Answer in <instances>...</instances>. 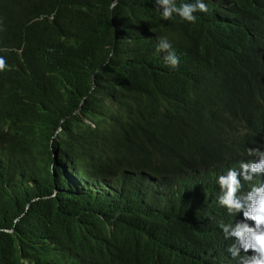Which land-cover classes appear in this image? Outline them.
<instances>
[{"label":"trees","instance_id":"16d2710c","mask_svg":"<svg viewBox=\"0 0 264 264\" xmlns=\"http://www.w3.org/2000/svg\"><path fill=\"white\" fill-rule=\"evenodd\" d=\"M203 2L189 23L156 0H0V264H192L215 249L176 200L164 219L139 207L264 132V0ZM123 215L142 232L126 250L101 231Z\"/></svg>","mask_w":264,"mask_h":264},{"label":"clouds","instance_id":"9594fccd","mask_svg":"<svg viewBox=\"0 0 264 264\" xmlns=\"http://www.w3.org/2000/svg\"><path fill=\"white\" fill-rule=\"evenodd\" d=\"M156 4L162 9L164 20H171L175 13L182 21L195 23L194 13L208 12L203 0L179 7L174 0H156ZM110 7L114 9L116 3ZM157 51L166 53L168 66L179 65V57L166 38L159 41ZM8 67L0 56V72ZM255 144L257 147L247 148L242 158L220 170L200 172V167H194L165 176L159 192L163 208H159L158 201L139 205L147 209L141 213L155 215L150 211L154 210L162 216V210L167 211L176 200L179 218L192 225L202 240L215 246L213 251L200 253L205 257L196 255L192 264H264V132ZM97 216L102 220V215ZM105 229L114 235L117 248L130 249L141 240L136 237L140 229L133 227L130 215L118 224L105 223Z\"/></svg>","mask_w":264,"mask_h":264},{"label":"bare ground","instance_id":"6f19581e","mask_svg":"<svg viewBox=\"0 0 264 264\" xmlns=\"http://www.w3.org/2000/svg\"><path fill=\"white\" fill-rule=\"evenodd\" d=\"M242 2H243V1H242ZM212 12H213V11H212ZM212 14H213V13H212ZM53 194H55V190H54V193H53ZM67 197H68V196H67ZM68 198H69V197H68ZM134 199H135V198H134ZM77 200H78V199H77ZM80 200H82V199H80ZM75 201H76V200H75ZM82 201H83V200H82ZM139 201H140V200H139ZM67 203H68V202H67ZM135 203H136V202H135ZM137 203H139V202H137ZM137 203H136V204H137ZM54 204H55V203H54ZM62 204H64V203H62ZM131 204H132V203H131ZM131 206H132V205H131ZM134 206H135V204H134ZM130 208H132V207H130ZM121 209H122V208H121ZM127 209H128V208H127ZM132 209H133V208H132ZM137 209H138V208H137ZM137 209H136V210H137ZM173 209H175V208H173ZM123 210H124V209H123ZM139 210H140V208H139ZM118 211H119V210H118ZM133 211H134V210H132V212H133ZM150 211H152V210H150ZM129 212H130V209H129ZM140 212H142V211L140 210ZM118 213H119V212H118ZM121 213H122V211H121ZM155 213H156V212H155ZM164 213H165V212H164ZM164 213H163V214H164ZM168 213H169V212H168ZM170 213H171V212H170ZM173 213H174V212H173ZM134 214H136V213H134ZM175 214H176V213H175ZM119 215H120V214H119ZM132 215H133V214H132ZM132 215H131V217H132ZM156 215H158V214H156ZM164 215H165V214H164ZM166 216H167V215H166ZM115 217H117V216H115ZM123 217H124V215H123ZM133 217H134V216H133ZM147 217H148V216H147ZM149 217H150V216H149ZM161 217L163 218V216H161ZM121 218H122V216H121ZM132 219H133V218H132ZM163 219H164V218H163ZM158 220H159V218L157 219V221H158ZM160 222H161V219H160ZM112 223H113V222H112ZM115 223H117V221H116ZM117 224H118V223H117ZM164 225H165V224H164ZM164 225H163V226H164ZM166 226H167V225H165V227H166ZM161 228H162V227H161ZM166 228H167V227H166ZM169 228H170V227H169ZM171 228H172V227H171ZM104 230H106V229H105V228H102V229H101V231H104ZM164 230H165V229H164ZM143 232H144V231H143ZM141 233H142V232H141ZM141 233H138V234H141ZM145 233H146V232H145ZM138 234H137V235H138ZM71 248H72V247H71ZM71 248H70V249H71ZM67 250H68V249H67ZM53 251H54V250H53ZM63 251H64V250H63ZM70 251H71V250H70ZM73 251H74V250H73ZM78 251H79V250H78ZM67 252H68V251H67ZM63 253H65V252H63ZM70 254H71V253H70ZM73 254H74V253H73ZM61 255H62V254H61ZM61 255H59V257H60ZM57 256H58V255H57ZM70 256H71V255H70ZM84 256H85V255H84ZM84 256H83V257H84ZM59 257H58V258H59ZM68 258H69V257H68ZM70 258H72V257H70ZM70 258H69V259H70ZM73 258H74V257H73ZM76 258H77V257H76ZM78 259H79V258H78ZM58 260H60V259H58ZM71 260H72V259H71ZM71 260H70V261H71ZM74 260L77 261L76 259H74ZM60 261H63V260L61 259ZM68 261H69V260L67 259V262H68ZM75 261H73V262H75ZM229 261H231V260H229ZM231 262H232V261H231ZM64 263H65V262H64ZM66 264H67V263H66ZM103 264H109L108 260L104 258V263H103Z\"/></svg>","mask_w":264,"mask_h":264},{"label":"rangeland","instance_id":"374dc122","mask_svg":"<svg viewBox=\"0 0 264 264\" xmlns=\"http://www.w3.org/2000/svg\"><path fill=\"white\" fill-rule=\"evenodd\" d=\"M57 131H59V129Z\"/></svg>","mask_w":264,"mask_h":264}]
</instances>
